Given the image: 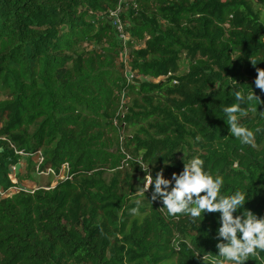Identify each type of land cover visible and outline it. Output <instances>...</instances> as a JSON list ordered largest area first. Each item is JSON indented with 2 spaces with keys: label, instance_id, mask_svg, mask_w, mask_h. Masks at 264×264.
<instances>
[{
  "label": "trees",
  "instance_id": "obj_1",
  "mask_svg": "<svg viewBox=\"0 0 264 264\" xmlns=\"http://www.w3.org/2000/svg\"><path fill=\"white\" fill-rule=\"evenodd\" d=\"M258 68L264 0H0V264H212L219 213L168 215L147 200L151 186L145 198L135 190L147 167L179 173L184 151L223 177L222 193L247 190L243 208L264 215ZM250 87L259 99L241 105L240 121L254 135L241 144L222 109L233 88ZM38 153L40 171L66 163L70 178L10 193L35 181ZM243 264H264V251Z\"/></svg>",
  "mask_w": 264,
  "mask_h": 264
},
{
  "label": "clouds",
  "instance_id": "obj_2",
  "mask_svg": "<svg viewBox=\"0 0 264 264\" xmlns=\"http://www.w3.org/2000/svg\"><path fill=\"white\" fill-rule=\"evenodd\" d=\"M252 63L256 64L254 61ZM254 84L264 92V69H257ZM250 89L251 91L245 94L233 88L235 102L222 109L228 133L238 138L241 144L250 143L254 135L253 130L240 121V117L247 115L241 105L259 99L251 87ZM260 115L264 119V111H260ZM256 131L260 129L257 128ZM199 139L197 136L196 140ZM182 152V170L179 173L173 172L170 178L163 175V168L157 170L155 176L148 167L144 169L143 184L135 190L137 196L145 198V192L151 186L150 200H147H159L161 207L167 209L168 215L184 214L198 218L205 212L219 213V225L216 228L218 259L213 260L212 264H223V261L243 264L249 257L264 251V215L257 216L251 210L243 208L248 198L247 190L236 189L228 194L222 193L223 177L208 171L199 155H192L185 160V153ZM170 163L167 160L166 164ZM134 203L135 206L131 207L129 212L135 216L139 214L142 201L136 199Z\"/></svg>",
  "mask_w": 264,
  "mask_h": 264
},
{
  "label": "built area",
  "instance_id": "obj_3",
  "mask_svg": "<svg viewBox=\"0 0 264 264\" xmlns=\"http://www.w3.org/2000/svg\"><path fill=\"white\" fill-rule=\"evenodd\" d=\"M109 17H110V19H112L113 26L116 29L117 38L120 40V42L123 45H125L126 41L128 40V36L124 32V29H123L124 23H122L121 19L119 18L118 10L109 11ZM34 161L36 163V165H35L36 174H38L40 176L44 175V176L52 177V180H50V184H49L50 186L49 187H53L56 184V182H58L59 180H64L66 178H70V174L68 173V166L66 163L61 165V167L58 170H55L52 168H45L44 170L40 171L39 170V164L42 162V156L40 153H38L36 155ZM16 169H17V171H16ZM18 171H19V166H12L11 167V173H10L9 177H10L11 182H13L15 184L17 182L15 176H16V172H18ZM52 181H54V182L51 183ZM38 187H36V188H38ZM42 187L45 189L49 188L48 185L42 186ZM36 188H34V189H36ZM13 189H16V190H14L13 192H10V193H14L20 189L26 190V191H33L34 190V189H27V188H22V187H18V186L11 188V191Z\"/></svg>",
  "mask_w": 264,
  "mask_h": 264
},
{
  "label": "rangeland",
  "instance_id": "obj_4",
  "mask_svg": "<svg viewBox=\"0 0 264 264\" xmlns=\"http://www.w3.org/2000/svg\"><path fill=\"white\" fill-rule=\"evenodd\" d=\"M81 46H83V45H81ZM126 57H127L126 56V52H123L121 54V58H122L123 62H124V60H126ZM188 62H189V60L187 59V57H185L183 55L180 57L179 65H178V72H177L178 74L183 73L186 70ZM124 73H125V76H126L127 80H129L130 82L136 80V79H134V75H133L132 71L129 68H127L126 66L124 67ZM139 79L140 80H149V81L157 82V81L162 80L164 78L160 77V78H157V79H151V78H139ZM122 101L123 102L127 101V97H125V95H124ZM120 133L122 134V136H125V135L129 134V131L127 129H125L124 131H121ZM23 164H25V162L22 161V165ZM22 165H21V169H22ZM16 171H17V169H16ZM36 175H38V174H36ZM36 175H35L36 178H35L34 182L28 181V180H24V181H22L20 186L22 188L34 189V188H36L38 186H47L48 185L47 182L52 180V177L41 176L43 179L41 181H39L38 177L40 175H38V177ZM54 181H52L51 183H53ZM14 190H16V189H13L12 191L10 190L9 192H13Z\"/></svg>",
  "mask_w": 264,
  "mask_h": 264
}]
</instances>
